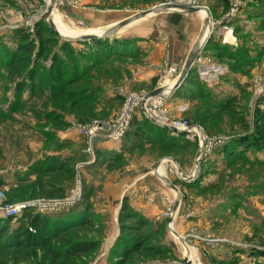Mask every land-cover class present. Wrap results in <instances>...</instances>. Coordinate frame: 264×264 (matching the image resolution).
Returning a JSON list of instances; mask_svg holds the SVG:
<instances>
[{
  "label": "rangeland",
  "instance_id": "rangeland-1",
  "mask_svg": "<svg viewBox=\"0 0 264 264\" xmlns=\"http://www.w3.org/2000/svg\"><path fill=\"white\" fill-rule=\"evenodd\" d=\"M228 1V9L226 0L56 1L54 11L62 22L82 35L102 34L107 29L75 22L68 14H62L61 8L92 7L103 15L121 13L128 18L164 3L205 7L210 14V26L222 21V33L225 27L231 33L237 30L242 42L241 53L237 57L228 48L213 47V55L205 54L199 62L210 64L213 57L217 58L233 71L237 68L245 82L238 88L226 83V76L219 80L216 76L224 74L227 66L217 67L219 71L210 76H200L194 68L192 78L171 99L172 119L189 121L215 143L199 168L200 137L171 133L168 134L171 138L167 135L160 142L152 143L146 135L148 127L142 114L136 113L131 129L145 131L143 136L134 137V142L141 146L135 148L133 143L135 149L127 156L129 160L125 161L122 156L108 175L124 176L128 172L145 176L142 179L146 183L139 195L144 194L146 199L151 193L162 195L163 218L157 221L145 217L137 222L136 218L116 212L108 216L89 213L91 220L87 224L61 232L63 225L78 223V219L61 224L56 217L67 212L48 214L51 224L57 222V225L49 230L41 229L43 236L36 242L24 240L20 233L11 235L10 231L0 237V264H173L190 253L193 257H188L190 264H264V149L247 145L238 148L234 144L240 137L254 132L256 113H264V0ZM49 2L0 0V171L6 173L2 181L7 183L5 195L12 203L65 198L79 179L83 198H88L83 167L87 161L93 162L96 153L93 157L87 151L85 140H81V161L76 163L74 172L71 171L73 164L67 162V172L62 173L61 133L70 132L75 136L79 124L112 118L123 104L125 94L154 91L163 70L171 67L165 62L155 76L135 80L142 67L151 68L152 45L149 49L127 45L129 55L112 56L95 41H66L50 27ZM235 5L241 11L227 21V14ZM160 18H163L160 13H154L132 23L124 29V35L130 36L138 27ZM26 49L31 50L30 54ZM35 69L37 76L33 81L43 84L33 90L28 84ZM94 87L100 90L93 92ZM81 89L91 90L96 101H82L78 96ZM127 163L131 164L128 171L124 169ZM160 165L164 167L162 175L179 188L180 194L155 175ZM63 184L66 188L61 189ZM177 198L179 206L174 212ZM126 201L128 197L124 207L128 205ZM122 211L126 210L122 208ZM131 212L144 217L135 210ZM170 217L173 228L185 238L187 245L169 229ZM156 229L159 233L152 235ZM123 235L134 241L128 243L121 238ZM135 241H139L135 247L138 250H130ZM78 242H91L95 246L67 257L64 253ZM157 244L163 245L162 253L144 251L146 245Z\"/></svg>",
  "mask_w": 264,
  "mask_h": 264
},
{
  "label": "crops",
  "instance_id": "crops-1",
  "mask_svg": "<svg viewBox=\"0 0 264 264\" xmlns=\"http://www.w3.org/2000/svg\"><path fill=\"white\" fill-rule=\"evenodd\" d=\"M117 12L121 11L117 10ZM61 13L64 15L68 14L75 22H82L85 25L88 24L95 27V29L101 30H108L126 19L121 13H117L111 16L103 15V13L100 12L102 14L101 15L92 7H64L61 8ZM160 15L163 16L162 19L160 18L158 20H155L153 23L138 27L136 29V32H133L130 36L124 35L126 32L125 30H127V28H130V25H128L111 39L114 41L119 39L122 42L126 40L129 43L135 44V46H140L143 48L145 46L146 48H150V46L152 45L150 48L152 49L150 60L151 68L147 69L142 67L140 73L143 75L138 73L135 80H143L145 78L150 79L151 76H155L157 74L159 67H161V65L165 62L170 64V66L174 65L182 70L194 44L196 43L203 29L205 22V18L201 16L200 12L188 14L174 11L160 13ZM213 23L214 24L209 27L207 38L202 42V57H204L205 54L212 56L213 54L211 53V48L213 47H219L220 49L225 50L226 48H228L234 53L241 49L240 45L242 42L238 38L239 33H237V30H234L232 32L235 33L236 36H234V34L232 35L231 33L232 38L234 39V41L231 42L227 39L226 31L228 30V28L225 29L224 33H222L220 29V26L222 25L221 23L223 22L221 21L218 23ZM225 36L228 41H225ZM210 65L214 66L215 68H222V66H227L224 63H220L219 59L214 57L212 59V62H210ZM225 76V80L227 81L226 83H233L235 87L238 88H240L241 84L245 82L244 78L241 77V74L237 72V68L233 71L232 68H229V66H227L225 69V73L222 75H217L216 77L220 80ZM187 82L188 79L185 80L180 88L185 86ZM109 96H112V94H110ZM120 106L117 108V110L120 108ZM116 111H114L111 115H113ZM77 133L78 134H76L75 136L71 135L70 132L61 133L62 173L64 172V166L67 162H71V164H73L72 166L75 167L76 163H79L81 161L82 151L80 143L81 140H83V137L79 134L78 131ZM134 137L135 131L131 130L128 135L120 142L101 139L97 140L95 145L97 161L95 163H88L90 162L89 160L83 167V177L85 180L86 188H88L87 191L89 192V196L86 199L87 205L85 208L89 213L108 216L111 215V212H116L119 215L122 212V208H124L125 198L128 197V201H126V203L128 204V208L131 209V211L135 210V212H139L144 217L156 219L157 221L159 220V218H163L162 216L165 213V200L164 197H161L162 195H156L152 193L150 195L147 194L149 195L148 199L143 197L144 194L139 195V190L143 188L142 185H145L146 183L145 181H143L144 179H142L145 176L139 177L135 176L136 173L131 175V173L128 172L127 175L124 174V176H120L118 174L119 176L117 175V177H110V175H108L109 170L117 165L122 156L125 157V161L129 160V157L127 156L130 155L132 151H134L133 148L135 146L133 145V143L136 144V140L134 142ZM138 146L139 144L136 145L135 148H137ZM130 165V163H127L126 168L124 169L128 171ZM137 169L133 168V170ZM62 187L66 188V185L63 184L61 186V189H63ZM161 202L163 203V205ZM178 228L180 230L182 229V227Z\"/></svg>",
  "mask_w": 264,
  "mask_h": 264
},
{
  "label": "built area",
  "instance_id": "built-area-1",
  "mask_svg": "<svg viewBox=\"0 0 264 264\" xmlns=\"http://www.w3.org/2000/svg\"><path fill=\"white\" fill-rule=\"evenodd\" d=\"M239 11H241V8L235 5L230 13L227 14L226 20L230 21L235 18ZM225 29H227V27H225ZM202 59L203 57L200 52L195 64V68L200 76H210L212 73H217L219 71L218 68L210 64L199 62ZM163 71L161 79L154 89L161 91L159 95L151 96L149 95L150 93L146 91L125 94L123 104L112 118L106 120L94 119L89 123L79 124L77 126L79 134L85 140L87 151L91 153L93 157L96 153L94 149L97 140L122 141L131 131L136 113H141L143 118L154 125L157 124L153 123L151 119L177 129L176 132L168 129L174 135H186L187 137H197L198 139L200 137V155L197 157V163L199 166L201 165L203 158L215 147V143L208 138L199 127L185 120L176 121L172 119L169 111V103L177 91H172V89L182 70L172 65L170 68ZM167 88H170L169 92H165ZM95 161L96 158L93 159V162ZM4 176H6V173L0 171V222L11 221L12 226H15L20 219L26 218V215L29 213L34 215L61 213L70 210L83 201L82 184L81 179H79L78 182L76 181V187L73 188L70 195L65 198H38L12 203L6 198V186H2ZM189 180L193 179L190 178ZM29 230L35 233L33 227H29Z\"/></svg>",
  "mask_w": 264,
  "mask_h": 264
},
{
  "label": "trees",
  "instance_id": "trees-1",
  "mask_svg": "<svg viewBox=\"0 0 264 264\" xmlns=\"http://www.w3.org/2000/svg\"><path fill=\"white\" fill-rule=\"evenodd\" d=\"M229 4H230L229 1L226 0V3H225V8L226 9H228ZM92 41L97 42V44L101 48L105 49L106 52H110L111 53L110 55H112V56L113 55H115V56L129 55V53L126 51V46L127 45L133 46V43H129L126 40L122 42L119 39H117L116 41L111 40V39H104V41L101 40V39L100 40L99 39H95V40H92ZM69 43H72V42H69ZM117 45H119V48H118ZM26 50H27V53L30 54L31 50L30 49H26ZM137 53H138V51H137ZM235 53L237 54V57H239V55L241 53V49H239ZM137 55H139V54H137ZM232 57H234V55H232ZM73 66L74 65L71 66L72 69L74 68ZM67 67L69 68L70 65L67 66ZM55 68H56V70H59V67L58 66H55L54 69ZM32 70H33V68H32ZM77 70H79V67L77 68ZM32 72L33 73H31V75L29 76L32 81L28 85L30 86L31 89L34 90L36 87L38 88V86L39 85H42L43 83L41 82L40 84L39 83L36 84L35 81H33V79H35V77L37 76V69H35ZM192 72L189 74V76L187 78L188 80L191 78ZM79 74H80V76H82L83 74H86V73H79ZM77 79H80V78H77ZM77 79H74V81H76ZM42 80L43 79H41L40 81H42ZM21 86H22V84L19 85L18 88L20 89ZM85 88H88V87H85ZM84 89H81L83 91H80L79 93L77 92L79 98L82 99V101L83 100L84 101H89V102L90 101H94L95 100L94 93L91 94V92H92L91 90L90 91L89 90L85 91ZM99 90H100L99 88L94 87L93 92L94 91L98 92ZM18 92H20V90ZM62 92H64L63 89H61V94H64ZM88 94H90V95H88ZM61 96H63V95H61ZM143 119H144V122H146V126L148 127V132H146V135L151 138L150 142H152V143L153 142H160L162 139L167 138L169 136L168 134H171L172 133L168 129L159 127L157 125H154V124L150 123L145 118H143ZM144 132L145 131L141 132L139 130H135V136L136 135L137 136H143L142 134H144ZM169 138H171V137L169 136ZM172 144L173 145H176V143H174V141H172ZM234 144H236L235 145L236 147H238V146L242 147V146H246L247 145L248 147H252V148H255L257 150H260V149L263 150L264 149V113H262L260 111L256 113V128H255L254 132L251 133V134H249V135H246L244 137H240L237 140V142H234ZM140 146L141 145L139 144V147ZM240 147H238V148H240ZM66 167L67 166H64V172H67V168ZM75 169H76L75 167L71 166V171L72 172H74ZM40 172H42V171H40ZM18 181L20 182V181H22V179H19ZM6 185H7V183L2 182V186H6ZM86 199L87 198L84 197L83 198L84 201H82L80 203L81 205L79 204L76 207H73V209H70L68 211H65L67 213L61 214L60 216L56 217L57 220L58 219L61 220V222H62L61 224H63V223H67L68 224L69 221L70 220H73L74 218H77L78 219V223H74V224H70V225H63V228H61V232L64 231V230H67L69 228H73V227L85 225V224H87L91 220L90 216L88 215L89 212L85 208L86 205H87ZM8 201L11 202L10 199H8ZM127 207H128V205L124 207V210H126V211H122L121 212V215H124L126 217H129L130 216V217L136 218L137 222H140L139 220H141L142 218H145V217L137 216V213L131 212V209H129ZM50 219H51V217L48 216V215H34V214L29 213V214L26 215V218L20 219L17 222V226L18 227L15 225L16 227L14 228L15 230H13V231H12V227L13 226L11 224V221L0 222V237L4 233L10 231V234L11 235L12 234L15 235V234L20 233L23 236L24 240H27V241L29 240V241H32V242H36V239H38L39 237H42L43 236V234L40 233L41 229H43V230H49L48 228H50L51 226L54 227L55 225H57V222L56 223H53V225H52L51 222H50ZM29 227H33L35 229V233L30 232ZM16 230H18V231L17 232H14ZM158 233L159 232L157 231V229L151 232L152 235L158 234ZM121 238L122 239H126L125 241H127L128 243L130 241H134V240H131L132 238H130L128 235L126 237H124V235H123ZM148 238H150V237H148ZM138 244H139V241H135L134 242L133 249L130 248V250H138V248H135V247H137ZM94 246H95V243H91V242H78V243H73L72 246H70V248L64 254L67 257L68 256H74V255H77L79 253L89 251V250L93 249ZM162 246L163 245H160V244H157V245H154V246L153 245H146V247L144 248V251H146L147 253H150V252H152V253H154V252L160 253L161 252L162 253L163 252L162 250H164Z\"/></svg>",
  "mask_w": 264,
  "mask_h": 264
},
{
  "label": "water",
  "instance_id": "water-1",
  "mask_svg": "<svg viewBox=\"0 0 264 264\" xmlns=\"http://www.w3.org/2000/svg\"><path fill=\"white\" fill-rule=\"evenodd\" d=\"M56 1L57 0H51L50 3H49L50 5H49V7L47 9L48 20H49L51 29L56 34L60 35L62 39L66 40V41H77V42H79V41H92V40H95V39H112L124 27L130 25L132 22H134L136 20H139V19H142V18L146 17L148 14H151L153 12L154 13L172 12L171 9L173 7H177V8L184 7L186 9V11H179V10H177V11L178 12H182V13H188V14L197 13V12H201V11L204 10L206 12V17H205V22H204L203 29H202V31H201L196 43L193 46V48H192V50H191V52H190V54H189V56H188V58L186 60L184 68L182 69V71H181V73L179 75V78L176 81L172 91H176L177 89H179L181 87V85L185 82V80L188 78L189 74L193 71V69L195 67V64H196V60L198 59V56H199V53H200V50H201L202 41L204 39V36H205L207 30H209L210 23H211V18H210L209 11L205 7H201V6H187V5L179 6L176 3H164V4H161V5H158V6L152 8L150 10H146V11H143L142 13H138V14H135L133 16H130V17L124 19L123 21H121L120 23H118L117 25L111 27L110 29H108L107 31H105L102 34L94 33V34L81 35V36H78V37H71V36L62 35L59 32V30L57 29V26H56L53 18L51 17L52 14H53V10L55 9V6H56ZM160 93H161V91L156 89V90L150 92L149 95L154 96V95H159ZM151 121L153 123L163 127V128H166V129H169V130L175 131V132L177 131V129H175L173 127H170V126H167L165 124H161V123L155 121L154 119H151ZM199 155H200V151L198 152L197 157H199ZM158 168H159V166H157L156 169H155V175L160 180L164 181L176 193L180 194L179 188L174 183H172L169 180V178H167V177H165V176H163V175L158 173ZM198 168H199V164H198ZM178 171H179V174L182 175L180 167H179ZM183 179L187 180L185 178H183ZM178 206H179V198L176 199V203H175V206H174V212L176 211ZM173 213H172V216H173ZM172 221H173V218L170 217V219L168 220L169 229L183 242V244H186L185 238L182 237L179 233H177V231L173 228ZM173 264H190V260L188 259V257H185L181 262L173 263Z\"/></svg>",
  "mask_w": 264,
  "mask_h": 264
},
{
  "label": "bare ground",
  "instance_id": "bare-ground-1",
  "mask_svg": "<svg viewBox=\"0 0 264 264\" xmlns=\"http://www.w3.org/2000/svg\"><path fill=\"white\" fill-rule=\"evenodd\" d=\"M51 1V0H50ZM50 3V2H49ZM176 4H178L179 6H183V5H185V4H182V3H178V2H175ZM172 11H177V10H179V11H186V9L184 8V7H179V8H177V7H173L172 9H171ZM154 14V12L153 13H151V14H148L146 17H148V16H151V15H153ZM200 14H201V16L203 17V18H205L206 17V12L203 10V11H201L200 12ZM53 20H54V22H55V24H56V26H57V29L59 30V32L62 34V35H65V36H71V37H78V36H81L82 34H81V32H79V30L78 31H75V30H72V29H70V27L68 28L67 27V25H65V23H63L62 22V18H61V16L58 14V13H56L54 10H53ZM145 18V17H144ZM143 19V18H142ZM142 19H139V20H136V21H134V22H132L133 24H135L136 22H139L140 20H142ZM131 23V24H132ZM208 31V30H207ZM206 33H208V32H206ZM207 36H208V34H206L205 36H204V39H206L207 38ZM203 39V40H204ZM225 39H226V36H225ZM227 39L228 40H230V41H233L234 39H232V35H231V32L230 31H227ZM226 39V41H228ZM203 42V41H202ZM169 89L170 88H167V89H165V92H169ZM158 173L159 174H164V167H163V165H160V167L158 168ZM188 243H186V245H187ZM189 252V251H188ZM190 256V258L192 257L191 256V253L190 254H188V257ZM193 258V257H192ZM190 262H191V260H190ZM198 264H200V263H198Z\"/></svg>",
  "mask_w": 264,
  "mask_h": 264
}]
</instances>
